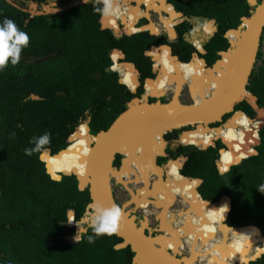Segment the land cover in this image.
Listing matches in <instances>:
<instances>
[{"label": "trees", "instance_id": "1", "mask_svg": "<svg viewBox=\"0 0 264 264\" xmlns=\"http://www.w3.org/2000/svg\"><path fill=\"white\" fill-rule=\"evenodd\" d=\"M73 1L76 0H26V5L20 4L19 1L18 4L27 8L29 2L43 6L55 2L69 4ZM169 2L188 19L216 20L218 34L207 46V49L212 52L227 48L228 43L223 37L224 33L238 27L241 24V18L249 17L251 14V7L247 0H169ZM103 8L102 0L101 2L93 0L58 14L30 18L23 9L13 6L7 0H0V24L3 23L4 18L11 19L29 36V44L22 49L19 62L15 66L9 63L4 70L0 71V264H133L134 253L129 247L115 249V246L122 243V239L116 235L101 236L96 238L94 243H88L87 237L93 235L90 228L86 234L82 235L81 241L73 243L76 240L70 239L67 242L69 237L76 235L75 228L68 227V212L70 210L75 212V222L82 220L91 202L89 190L80 191L75 176L64 177L62 181L52 180L46 172L45 163L51 157L47 151L42 157L45 163L40 159L43 150L31 156L25 155V149L34 147L30 140L38 139L45 133L51 134L50 143L45 145L46 149H51L53 154L66 149L69 145L68 138L75 127L87 118H90L93 134L106 130L126 109L127 103L143 93L141 88L137 95L132 94L125 86L118 83L117 74L106 71L112 65L110 52L114 48L122 49L126 55V61L137 65L143 74L142 81L153 76L152 62L144 55V52L149 49L148 54L153 58L160 55L165 61L175 63L173 66L163 65L164 74L166 72L174 74L173 71H176L180 72L177 75L174 74L176 77L193 80L195 78L200 85L205 84L202 78L203 73L195 69H199L197 66L176 64L179 62L172 57L167 47L150 50L152 45L166 44L165 39L155 38L147 32L119 39L112 31L103 30L100 24ZM119 8L120 4H114L112 9L116 14L110 11L109 18L112 17L115 21ZM135 14L136 9L131 7L130 18H134ZM177 16L173 12L170 19L167 18L164 22L172 37L175 36L171 22ZM142 17L144 16L138 15V18ZM118 19L121 20L119 14ZM102 21L106 27L118 32L117 28L112 27L104 16ZM146 29L153 30L150 25ZM121 30L125 33L124 35L131 34L127 26ZM192 30L193 24L190 21L178 27L181 39L175 44V52L184 61L189 60L192 51V46L184 40V35H188ZM112 57L116 64L122 55L115 52ZM164 60L156 57V67L159 68ZM259 60L261 66L252 73L247 90L258 98L259 106L264 108V52L259 54ZM198 61L195 57L192 62ZM184 67H187L192 75L186 69L182 71ZM121 68L124 69L123 66ZM156 73L158 75L159 72ZM206 74L207 72L205 77ZM132 80L136 83L133 78ZM158 83L148 82L146 89ZM161 84L154 89L148 88V93H154L155 96L163 93L160 90ZM133 87L135 88V85ZM162 88L166 90L167 86L162 85ZM200 88L201 86L199 90ZM240 109L251 118L255 116L254 110L247 103L242 104ZM235 116L229 122L243 120L241 114ZM263 124L264 118L255 123L253 128ZM80 127L76 129V132L74 131L75 134L71 138L73 143L68 149L81 145L75 143L83 137ZM213 131L218 133V129ZM245 136H241L239 140L222 138L234 141L232 143L235 145L229 142L224 143L228 150L231 144L233 149L221 152L224 167L221 160L219 167L222 172L235 161L245 159L237 161L236 163L242 162L232 166L227 173L221 174L217 166L220 147H210L207 150L182 147L181 150L186 152L187 161L180 173L184 177L203 180L198 191L206 201H217L223 196L232 198V210L227 221L230 227L256 226L264 232V193L258 191L259 187L264 185V129L259 131L261 143L255 148L258 155L249 157L255 152L254 146L258 144V134L250 133L248 135L250 142L248 143L247 139V144L243 147L242 141ZM182 141L187 145L197 146H199L197 143L192 142H198L203 146L212 145L214 142L207 144L211 142L208 130L185 133ZM87 146H89L88 141L80 147ZM142 146H144L142 143L132 146L136 149V155ZM155 148L148 152L153 163L156 157ZM74 151L63 153L59 157L76 154L78 150ZM147 151L148 148L145 146L139 151L141 159L146 164L145 170L161 178L165 175L173 184L166 183L167 186L159 187L160 199L166 201L167 198L174 197L175 191L174 200L178 194L181 195L182 191H190L194 194L193 207L185 216L188 227L195 205L201 204L200 196L193 188L196 182L186 184V179H182L178 186L177 179L183 177L176 171L161 175L148 159ZM183 159L169 164L182 166ZM55 163L56 159L52 163L54 169H56ZM58 167L59 171L63 172L59 163ZM136 167L141 177L144 175L152 177L144 170L140 158L136 161ZM171 168L177 167L172 165ZM50 171L55 172L53 169ZM136 173L138 172L132 169L130 175ZM59 175L62 174L55 173L52 176L59 178ZM152 197L155 199L156 193L150 196ZM144 202L146 205L161 204L146 199ZM222 202L219 201L209 207L214 212H218L223 207L226 212L228 205L225 202L221 207ZM200 212V208L196 209L192 225L188 229L186 227L188 232L191 230L198 235L194 239L195 243L200 237L210 236L217 229H225L215 225L211 231L210 227L217 220L210 214L202 215ZM206 212L209 210L202 213ZM218 215L223 220V212L220 211ZM198 221L202 223L205 230L209 231H204V236L194 226V223ZM247 230L252 234L254 247H250L251 244L233 246L232 257L238 260L248 258L249 247L255 255L264 252V247L258 245L259 240L262 239L259 232L254 228H247ZM243 232L249 235L248 232L244 230ZM227 233L229 247L234 243L232 233L237 239L238 236L233 231ZM239 235L241 239L238 244H242L246 238L241 233ZM256 247L260 249V252L256 251ZM226 252L228 255V249ZM228 258L230 260V257ZM230 264H232L231 261ZM250 264H264V255Z\"/></svg>", "mask_w": 264, "mask_h": 264}, {"label": "water", "instance_id": "2", "mask_svg": "<svg viewBox=\"0 0 264 264\" xmlns=\"http://www.w3.org/2000/svg\"><path fill=\"white\" fill-rule=\"evenodd\" d=\"M7 1L13 6L20 8L12 0ZM90 1L92 0H88V2ZM122 1L123 0H117L116 2ZM130 1L132 3L138 4L137 0ZM157 1L160 4L167 3V0ZM83 3V0H80L77 3L58 10L53 9L52 6H54L55 4H52V6L45 7L44 12L34 11L36 9V6L33 4L32 8L34 10L32 11V15L45 16L49 14H56L61 11L71 9L75 5ZM248 3L251 7H255V10L249 17H243L241 19L242 23L239 27H237L236 29H231L226 33L227 36L233 35V37L236 39V41L233 42V49L229 53H222L223 60H220L217 64H215L213 68L207 69L206 77L208 78V80L205 84H201L200 97L202 98V101L198 105L195 104L185 106L182 105L178 100L176 102L174 98V100L169 105L173 104L174 102H176V104L173 108H170L169 105H164L159 101L154 104H150L147 100L145 102H142L140 98H134L129 103L128 109L117 118V120L111 125L109 129H107L106 131H100L95 136L89 134V136L91 137L90 151L87 153V155H84L80 159V163H85V170L83 174L80 175L74 170L72 173H63L62 175H59V178H54L49 173L48 164L45 163L46 172L52 178V180L62 181L64 177L75 176L78 181L79 190H89L91 202L88 204L86 211H91L92 206L95 204H101L106 209H111L114 206H119L121 208L122 217L119 225V231L115 235L122 239V243L115 246V249L121 250L129 247L134 253L133 264H190L189 261H191V257L180 258L178 254L173 255V251L171 253L169 250H165L161 246V244H159V247L154 245L153 240L161 238L162 235L153 236L151 232L147 234L146 230L149 228L147 220L144 219L143 221H140V225H138L136 223L137 217L132 214L131 211L129 212L128 210H126L125 205L120 206L119 204H117L113 195L111 179L116 178L119 183L124 186L126 185L125 181L123 179H118L117 176L123 167L118 170L112 166V162L115 159V156L120 153L119 149H121L124 145L136 146L142 143L149 149H153L156 146V148L158 147L160 149L161 154H163L165 147V134L187 127H196L197 129L201 127L210 130L209 126L211 124L221 122L223 116L233 112L235 110V107L244 100H247V102L252 106L253 110L257 113L256 119L258 120V122L260 121L259 116L261 112L264 111V108L258 105V98L250 93L247 90V87L249 85L250 77L254 69V64L256 61L257 52L260 47L261 38L264 34V0H262L260 4H257V0H248ZM174 12L176 13L175 10ZM176 14H178L180 17L183 16L182 13ZM103 28L107 29L109 27H106L103 24ZM152 33L154 34V31H152ZM115 34L119 37V34L116 31ZM166 47L171 51L170 47ZM125 65H128L133 69L136 74V84L139 85V81L137 79L138 72H136V68L130 63H125ZM106 71L110 72V69H107ZM148 81L154 82L153 79H148L147 83ZM120 82L122 83V80ZM172 85H177V83L173 82ZM208 86H213V90L210 89L211 95L209 98L203 95L204 88H207ZM191 91L194 95L192 86ZM152 95L155 96L154 93H152ZM155 97L158 98L159 96ZM239 113L243 114V112H238L237 114ZM248 119H250L252 123H255V120H252L249 117ZM227 123H229V121ZM262 129H264V125L260 126V128L258 129V135L259 131ZM159 139L162 143L161 145H158ZM260 143L261 141L259 139L258 145H260ZM212 145H214V143ZM68 148L59 151L55 155L51 154L50 149H47V152L52 157L65 152L66 150H68ZM198 149L207 150L208 147L201 148L198 146ZM220 152H222V150ZM43 154L41 155V161H43ZM255 155H258L257 151H255V153L249 157ZM109 160L111 161L112 167L111 170L107 173L106 168ZM220 160L221 158L217 161L218 169L221 174H225L230 170L232 166L240 164L244 159L239 163L231 165L229 169L224 172L220 170ZM157 169L163 170L162 168ZM184 178L198 182V188L196 190L200 195L198 189L203 184V180L192 177ZM130 192L132 193L131 195L133 200L134 192ZM173 201L174 198L172 197V199L169 201V205ZM219 201H227L229 205L224 226L232 230L254 228L259 232L262 238L259 241L264 244V232H262L260 228L256 226L232 228L227 224L229 215L232 210L233 201L231 197L223 196L217 201L205 200V202L211 206L215 205ZM135 204L137 206V203ZM155 206L157 207V205ZM167 206L168 205L162 206V209H166ZM68 218L69 220L72 219V221H75V212L73 210H70L68 212ZM82 224L83 223H80V225ZM83 225H85V223ZM68 227L75 228L77 234L78 228L76 226L68 223ZM80 228L86 229V231L81 234V238L78 240V242L81 241L82 235L86 234L90 229L87 223L86 227L80 226ZM176 233L177 231L174 230L171 232V235L173 237H176ZM75 236L69 237V241L70 238L75 239ZM75 242L76 241H74L73 243ZM253 245L254 244H251L250 247H253ZM250 247L248 249L251 250ZM262 255H264V252L258 255H253L252 257L248 256L245 261L237 262L236 264H250L252 261H256L258 258L262 257Z\"/></svg>", "mask_w": 264, "mask_h": 264}, {"label": "flooded vegetation", "instance_id": "3", "mask_svg": "<svg viewBox=\"0 0 264 264\" xmlns=\"http://www.w3.org/2000/svg\"><path fill=\"white\" fill-rule=\"evenodd\" d=\"M14 3H16L19 7H20V9H23L26 13H28L29 15H30V18H33V17H36V16H33L32 15V11L34 10L33 8H32V5L34 4L35 6H36V9L34 10V11H36V12H44V8L45 7H47V6H52V4H55L54 6H52V8L53 9H55V10H58V9H62V8H64V7H66V6H69V5H72V4H74V3H77L76 1H73V2H70L69 4H60L59 2H55V3H50V4H47V5H43V6H40L38 3H35V2H29L28 3V7L27 8H23L20 4H24V5H26V0H18L19 2H20V4H18V1H14V0H12ZM93 1V0H92ZM248 1V0H247ZM261 1L262 0H257V4H260L261 3ZM91 2V1H90ZM89 3V2H88ZM119 3H122V2H119ZM84 4H87V3H83V4H78V5H75L73 8H75V7H77V6H81V5H84ZM165 5H171L172 6V8L176 11V13H182V12H179V11H177L176 10V8H175V6H174V4H172V3H170L169 2V0H167V3L165 4ZM132 6H135V9H136V16L137 15H139V14H141L142 16H144L143 15V13L145 12L147 15H149L148 17H146V16H144V17H142V18H140L139 20H137L136 22H135V26H136V28L138 29V32H136V33H133V34H127V35H124L125 33H123V31L121 30V28H123L124 26L122 25V23H121V21L122 20H124V18L125 19H130V16H131V6H130V11H129V9H127L125 12H126V15L125 16H122V14H121V12H122V10H123V6H122V4H120V11H119V15H120V18H121V20L120 21H118V25L117 26H112L110 23V25L112 26V27H115V28H117V30H118V34H119V37L115 34V31H114V29H111V28H107V29H104L103 28V21H102V19H103V16H104V13H102V16H101V18H100V24H101V28L103 29V30H110V31H112L113 32V34L117 37V38H119V39H121L122 37H124V36H133V35H136V34H140V33H145V32H147V33H149L151 36H153V37H155V38H160V39H162L163 38V40L165 39L166 41H167V43L166 44H160V45H152L151 47H150V50L152 49V48H162V47H166V46H168V47H170L171 48V55H172V57H174L180 64H190L193 60H194V58L196 57L197 58V60H201V61H203V65L204 66H202V65H200L199 64V61L198 62H196L197 64H198V68L202 71V72H204V71H207V69H211V68H213L214 67V65L215 64H217L220 60H223V56H222V53H229L230 51H232V49H233V40L234 41H236V39L234 38V37H232L231 35H228L227 36V32L229 31H226L225 33H224V35H223V37L227 40V43H228V46H227V48H225V49H218V50H215V51H210V50H208L207 49V46H208V43L216 36V34H218V31H219V29H218V26H217V23H216V20H203V21H201L200 19H197V18H191V19H188L187 17H186V15H184V13H182L183 14V16L182 17H180L178 14V16L173 20V22H174V30H175V37H172V35H171V33L166 29V27H165V21H166V19L169 17V19H170V15L174 12V10L169 14L168 13V10H165V9H167L166 7H161V4L159 3V2H156V5L155 6H153V5H150V6H147V5H145V4H142L140 7H137V3H132ZM159 7H161V8H159ZM251 7V6H250ZM73 8H71V9H73ZM150 9H153V10H150ZM68 10H70V9H68ZM255 10V7H251V13L253 12ZM65 11H67V10H65ZM157 11H159L162 15H160V13H158ZM61 12H64V11H61ZM61 12H59V13H61ZM151 13H155L156 14V16H158V18H159V20L162 22L161 24H162V29L160 30V28H159V31L157 32L156 31V29H158V26L156 25V24H154V23H152L151 21H150V15H151ZM56 14H58V13H56ZM49 15H51V14H49ZM251 15V14H250ZM46 16V15H45ZM162 16V17H161ZM180 18V19H179ZM106 19V18H105ZM179 19V21H178V23H176V21ZM242 19V18H241ZM107 20V19H106ZM119 20V19H118ZM165 20V21H164ZM108 21V20H107ZM129 21V20H128ZM186 21H190L192 24H193V30H192V32L191 33H189L188 35H184V40L186 41V42H188L189 44H191V46H192V51H191V57L189 58V60H187V61H184L181 57H180V55H178L176 52H175V48H176V46H175V44L177 43V42H179V40L181 39V37H180V35H179V31H178V27L182 24V23H184V22H186ZM176 23V24H175ZM242 23V22H241ZM209 24H211L212 26L210 27V26H207V25H209ZM150 25V27L153 29L152 31H154V32H156V33H152V31L150 30V29H145V30H140L139 31V29L140 28H144V27H147V26H149ZM241 25V24H240ZM240 25H238V27L240 26ZM125 26H127L128 27V29H129V26L128 25H125ZM237 28V27H236ZM236 28H234V29H236ZM231 30V29H230ZM129 31H130V29H129ZM263 47H264V34H263V36H262V38H261V42H260V47H259V50H258V52H257V56H256V61H255V64H254V69H253V72L254 71H256L257 70V68H259L260 66H261V62H260V60H259V54L260 53H262V52H264L263 51ZM115 52H117V53H121V55H122V57L118 60V62L116 63V64H114L115 63V61L113 60V54L115 53ZM148 52H149V49L148 50H146L145 52H144V55L146 56V57H148L149 59H150V61L152 62V66H151V71H152V77H150V78H145L143 81H142V71L137 67V65L135 64V63H133V62H127L126 61V55H125V53L123 52V50L122 49H120V48H114L113 50H111V52H110V59H111V61H112V65L109 67V68H107V69H110V72H112V73H115V74H117L118 75V83L120 84V85H123V86H125L132 94H134V95H137L138 94V92H139V90L142 88L143 89V93L139 96V97H134V98H140L141 100H142V102H145L146 100L148 101V103H150V104H154V103H156V102H161L162 104H164V105H169L173 100H174V98H175V96H176V90H177V85H172L173 84V82H176L177 84H180V83H185L184 85H183V87H182V89H181V91H180V93H179V96H178V101L182 104V105H185V106H190V105H193L194 103H195V101H194V95L192 94V91H191V86L193 87V89H194V84L192 83V80L189 78L188 80H186V81H179L178 79H175V78H173L172 76H168V77H164L165 76V74H164V71H163V63L164 62H166L160 55H158V56H155L154 58L151 56V55H149L148 54ZM156 57H159L160 59H162V60H164V61H162L161 63H160V65H159V68H157L156 67V62H155V58ZM125 63H130V64H132L135 68H136V72H138L137 73V79H138V81H139V85H137L136 83H134L133 82V80H132V78H136V74H135V72H132V71H129V70H124V69H122L125 73H126V75H127V77H129V79H130V82L129 83H124L123 82V77L121 76V74L119 73V71H117V67L119 66L120 68H121V66L120 65H125ZM168 63H172V62H169L168 61ZM179 63H176V64H179ZM118 64H120V65H118ZM173 65H175V63H172ZM117 65V66H116ZM192 66V65H191ZM114 68H116V70L114 69ZM106 69V70H107ZM159 72L158 73V75H157V73L156 72ZM252 72V73H253ZM252 75V74H251ZM164 78V82L162 81V84H161V86L162 85H166L167 86V88H166V90L164 91V94L162 93V95L161 96H159L158 98L157 97H155V96H153L152 95V93H148V91H147V89H146V87H147V80L148 79H153V80H155L156 82L155 83H158V82H160L162 79ZM202 78H203V74H202ZM206 78V77H205ZM251 78V77H250ZM122 80V83L120 82ZM205 82V81H204ZM250 82V81H249ZM136 84L137 86H136V88H135V90L134 89H131L130 88V86H129V84ZM151 83H154V82H151ZM197 83H199V81L197 80ZM211 83H213V82H211ZM160 86V87H161ZM199 86H200V84H199ZM249 86V85H248ZM209 87V86H208ZM210 89H212L213 90V86L212 87H209ZM248 88V87H247ZM204 90H205V88H204ZM251 93V92H250ZM200 94H198L197 95V99L199 100V103L202 101V99H201V95L199 96ZM210 92H208L207 94H205V96L207 97V98H209L210 97ZM148 97V98H147ZM134 98H132L128 103H127V107H126V109L124 110V111H126L127 109H128V106H129V103L134 99ZM244 103H247L248 105H250L248 102H247V100H244V101H242L241 103H239V105H237L236 107H235V110L233 111V112H231V113H228V114H226L225 116H223V119H222V121L221 122H217V123H214V124H211L210 126H209V128L210 129H212V130H214V129H216V128H219L218 129V134L221 132V128H224L223 126H224V124H226L227 122H228V118H233L238 112H243V114L244 115H246L247 117H249V118H251L246 112H244L242 109H240V107L242 106V104H244ZM259 105V104H258ZM251 106V105H250ZM252 107V106H251ZM253 109V108H252ZM123 111V112H124ZM123 112H121L115 119H114V121L112 122V124L117 120V118L123 113ZM255 112V111H254ZM256 118H257V113L255 112V116L254 117H252L251 119L252 120H255V123L257 122V120H256ZM90 118H87V120H85V121H83V122H81L79 125H77L76 127H75V129H74V131L76 132V129H78L80 126H82L83 124H86L87 126H88V128L87 129H89V134L90 135H92V136H95V135H97L98 133H96V134H93L92 132H91V127H90ZM111 124V125H112ZM111 125L107 128V129H109L110 127H111ZM221 127V128H220ZM106 129V130H107ZM106 130H101V131H106ZM195 130H197V128L196 127H187V128H184V129H181V130H174V131H172V132H169V133H167V134H165L164 135V141H165V147H164V151H163V154H161V151H160V149L157 147V148H155L154 149V152L156 153V157H155V159H154V165H155V167L156 168H162L163 169V171H167L168 169H170V167L172 166V165H178V164H169V163H171V162H173V161H178L179 159H182V158H184L183 159V164H182V166L183 167H181L180 165V169H179V173L181 172V170L184 168V166H185V163H186V161H187V155H186V152L185 151H183V150H181V148L182 147H187V148H189V147H197L198 148V146L197 145H187V144H185L183 141H182V138H183V136L185 135V133H187V132H191V131H195ZM248 130V127H246V131ZM72 132V134L69 136V138H68V143H69V145L67 146V148L73 143V141L71 140L70 141V139L72 138V136L75 134V132ZM246 131H245V133L244 134H242V135H246ZM83 133V132H82ZM259 139H260V137H259ZM84 140V133H83V137H82V139L81 140H79V141H77V142H82ZM192 143H197V142H192ZM214 145H209L208 146V148H210V147H213V148H217V147H220L219 148V155H220V157H219V159L221 158V150H228V148L225 146V144H224V141H223V139L222 138H217V139H215L214 140ZM248 143H249V141H248ZM160 144H162L161 142H160V139L158 140V145H160ZM249 145V144H248ZM258 145H256V146H254V149L257 147ZM156 147V146H155ZM230 147V146H229ZM255 151H256V149H255ZM50 152H51V154L52 155H55V154H53L52 153V151H51V149H50ZM44 153V152H43ZM42 153V154H43ZM57 154V153H56ZM127 157V158H126ZM139 158H140V155H136V160H135V162L136 161H138L139 160ZM41 159V158H40ZM129 160H130V157H129V155H125V154H122V153H118L116 156H115V159L113 160V162H112V166L114 167V168H116V169H121L122 167H124L125 166V164H127L128 162H129ZM43 162V161H42ZM43 163H45V162H43ZM130 163V162H129ZM45 166H46V164H45ZM132 168L134 169V170H136L138 173H136V174H132L131 175V179L133 180V182L135 183V184H137L136 182H135V180L137 179L136 177L138 176L139 178L141 177V174H140V172L138 171V169H137V167H136V165L134 164H132ZM122 170H123V168H122ZM120 172H124V171H120ZM180 175H182L181 173H180ZM182 177H184L183 175H182ZM130 178L128 177V176H124L123 177V180L125 181H128V180H130ZM142 178V177H141ZM158 178V179H157ZM166 176L164 175V177H163V179L162 180H166ZM186 178H188V177H186ZM188 180V179H187ZM115 181H117V179L116 178H113V180H112V184H113V182H115ZM125 181V182H126ZM160 181V178H159V176L158 175H152V177L150 178V189H153V185L156 183V182H159ZM193 180H188V182L189 183H191ZM134 183H130V184H134ZM139 185H140V187H144L145 186V183L144 182H142V183H139ZM165 186H167V184L166 183H164V184H160L159 185V187H165ZM178 186H179V184H178ZM127 192L129 193V201L131 202L132 201V195L130 194V192L127 190ZM136 192L137 191H135L134 193L136 194ZM159 194V193H158ZM113 195H114V198H115V200H116V202H117V204H119V202H118V200H117V197H116V193H115V190H113ZM181 197V198H180ZM151 201H153V197L152 198H149ZM172 199V198H171ZM166 202L168 203V200H166ZM181 203H185L186 204V202H185V200L183 199V197L180 195V194H178L177 196H176V199L174 200V202H173V204L169 207V209L171 210V212H172V210H173V208L177 205V204H181ZM134 208H137V206H136V204L135 203H132L131 204ZM121 206V205H120ZM149 208L150 209H157L156 208V206L155 205H153L152 203H150L149 205H148V208H146V209H142V208H137V209H139V210H146L145 212H150L149 211ZM188 208V205L186 204V207H185V209H184V211L186 210ZM162 209V208H161ZM161 209H157L158 210V212H157V214L156 215H153V217L155 218V219H157V221H155L156 223H155V226H154V223L153 222H149L148 223V225H149V228L146 230V233L147 234H149L150 233V229H152V231H154V233H152V235L153 236H156V235H162V234H165L166 232H164V231H161V221L158 219V216L161 214V212H162V210ZM179 212H181V211H179ZM179 212H177L176 214H175V220H177V223H178V225H177V223H174V222H172V224H173V226H175L174 228H181V226H183V224L182 225H179V224H181L180 223V221H181V217L178 215V213ZM180 220V221H179ZM139 221V220H138ZM203 233H204V231H203ZM204 235V234H203ZM194 239V238H193ZM186 240L187 239H182V241H183V243H184V246L182 247L183 249L185 248V244H186ZM194 241V240H193ZM181 247H180V250H183ZM168 250L172 253V249H170V248H168Z\"/></svg>", "mask_w": 264, "mask_h": 264}, {"label": "bare ground", "instance_id": "4", "mask_svg": "<svg viewBox=\"0 0 264 264\" xmlns=\"http://www.w3.org/2000/svg\"><path fill=\"white\" fill-rule=\"evenodd\" d=\"M117 0H112V6L114 5V4H122V6H123V10H122V12H121V14H122V16H125L126 15V10L127 9H129V11H130V6L131 7H133V8H135V6H132V2L130 1V0H123L122 1V3H119V2H116ZM161 1V0H160ZM137 2H138V4H137V7H140L142 4H145V5H147V6H150V5H153V6H155L156 5V2H158L157 0H137ZM166 7L167 9H165V10H168V13L170 14L172 11H173V9H172V7L170 6V5H165V3H162L161 4V7ZM161 7H159V8H161ZM112 13H115L114 11H113V9H112V7H111V10H110ZM119 11H120V8H119ZM116 14V13H115ZM118 14H119V12H118ZM118 14H117V17H116V19H115V21L113 20V18L112 17H110L109 18V16H108V14L107 15H105L104 14V17L108 20V22L112 25V26H117L118 25V21H120V20H118ZM143 15L144 16H146V17H148L149 15H147L145 12L143 13ZM140 18H138V15L136 16L135 15V17L134 18H130V19H124V20H122L121 21V23H122V25L123 26H125V25H128L129 26V29H130V32H131V34H133V33H136V32H138V29L136 28V26H135V22L137 21V20H139ZM128 20H131L132 22H134V23H131L130 21H128ZM167 20V19H166ZM165 21V20H164ZM165 25V24H164ZM171 25H172V30H173V32H174V22H171ZM145 29H146V27H144ZM144 28H141L140 30H144ZM232 37H233V35H232ZM233 42H234V40H233ZM165 64H168V65H172L173 66V64L172 63H168V61H166V62H164L163 63V65H165ZM180 64V63H179ZM183 64V63H182ZM190 64H193V65H195V66H197L198 67V64L196 63V62H191ZM190 64H188V65H190ZM199 64L200 65H202V66H204L203 65V61H199ZM118 65H120V64H118ZM185 65V64H184ZM187 65V64H186ZM117 66V65H116ZM120 66H123L124 67V69H126V70H129V71H132V72H134L133 71V69L131 68V67H129L128 65H120ZM193 67V66H192ZM195 68V67H194ZM115 70H116V68H114ZM163 69V68H162ZM184 69H186L187 70V72L189 73V74H191L190 72H189V70H188V68L187 67H184L183 69H182V71L184 70ZM199 73H203V77H204V81H205V83L207 82V80H208V78L206 77L205 78V73L207 72V71H204V72H202L200 69H197V68H195ZM117 71H119V73L121 74V76L123 77V82L124 83H129L130 82V79H129V77H127V75H126V73L122 70V68H120L119 66L117 67ZM163 71H164V69H163ZM181 71V72H182ZM167 75H169V76H172L173 78H175V79H178L179 81H186V80H188L189 78H187V79H181V78H179V77H176L174 74H172V73H170V72H166L165 73V76H167ZM192 75V74H191ZM164 76V77H165ZM135 81H136V79L135 78H133ZM191 79V78H190ZM192 80V83L194 84V89H193V87H192V89H193V93H194V101H195V103L193 104V105H195V104H199V100L197 99V95L198 94H200V90H199V87L201 86H199V84H200V82L199 83H197V80L195 81V78H194V80L193 79H191ZM162 81L164 82V78L158 83V85L160 84V83H162ZM149 83H151L150 81H148ZM156 81L154 80V83H155ZM185 83H180V84H177V94H176V96H175V101L177 102V100H178V96H179V93H180V91H181V89H182V87H183V85H184ZM133 85H135V88H136V84H133ZM133 85H132V83L131 84H129V86H130V88L131 89H134L135 90V88L133 87ZM158 85H156V86H149L148 88H152V89H154V88H156ZM148 88H147V90H148ZM160 89L164 92L165 90L162 88V86L160 87ZM208 92H210V88L209 87H207V88H205V90H204V92H203V95H205V94H207ZM160 95V94H159ZM159 95H157V96H159ZM200 96V95H199ZM148 98V97H147ZM202 99V98H201ZM176 102H174L173 104H171V105H169V107L170 108H173L174 106H175V104H176ZM240 114V113H239ZM238 115V114H237ZM241 116L243 117V120H240V121H238V122H235V123H226L227 125L225 126V128H221V132L218 134V133H215L212 129H206V128H202V129H199V128H201V127H199L198 129H197V131L198 130H208V133H209V140L211 141V142H208L207 144L209 145V144H211L215 139H217V138H234L235 140H238V138L239 137H241V136H243L242 134H244L245 133V131H246V127H248L249 126V129L248 130H250V129H252V130H258L260 127H258V128H253V125L255 124V123H252L251 121H250V119H248V117L246 116V115H243V114H241ZM264 118V111H262L261 112V114H260V116H259V120L261 121L262 119ZM264 125V124H263ZM262 126V125H261ZM217 129H219V128H216V129H214V130H217ZM246 131V136H245V139L242 141L243 142V147L247 144V139H248V135L250 134V133H252V134H254V135H257L258 134V131H256V132H250V131ZM80 131L81 132H83L84 133V140L80 143V142H75V143H80L81 145L83 144V143H85V142H87L88 141V145L89 146H87V147H73V148H71V149H68V150H66L65 152H63V153H67V152H75L74 150H78L77 151V153L76 154H70V155H67V156H61V157H59L61 154H63V153H61V154H59V155H57V156H52V157H49L48 158V160H47V164H48V169H49V173L51 174V175H53V174H55V173H61V174H63V173H72L74 170H75V172H77L78 174H80V173H84V170H85V163H80V159L84 156V155H87V153L90 151V139H91V137L89 136V129H87V126H83L81 129H80ZM188 133V132H187ZM258 138H259V135H258ZM257 138V139H258ZM80 140V139H79ZM223 141H224V143L225 144H228L227 142H229V143H232V142H234V141H231V140H224L223 139ZM242 142H240V143H238V142H235V143H237V144H241ZM74 143V144H75ZM197 144L202 148H207L208 146H203V145H201L200 143H198L197 142ZM233 144V143H232ZM231 144V145H232ZM161 145V144H160ZM230 145V149H233V147ZM234 145V144H233ZM235 146V145H234ZM144 146H142L140 149H139V151L143 148ZM149 148H148V151H147V154H148V152H149ZM139 151H138V154H139ZM119 152L120 153H122V154H125L126 156L127 155H129V157H130V160H129V162L127 163V164H125V166L123 167V171H124V173H119L117 176H118V179H120V180H122L123 179V177L124 176H128L129 178L131 177V175H130V173H131V171H132V164L134 165H136V162H135V160H136V149L134 148V147H132V145H124L121 149H119ZM255 153V152H254ZM253 153V154H254ZM140 155V154H139ZM59 157V158H58ZM224 157V156H223ZM127 158V157H126ZM56 159V163H55V165H56V169H54L53 167H52V163H53V161ZM148 159L151 161V163H153V161L151 160V158H150V156H149V154H148ZM57 160H58V162H57ZM140 160H141V162H142V164H143V166H144V170H145V168H146V164L143 162V160L141 159V157H140ZM239 160H242V159H239ZM239 160H237V161H239ZM237 161H235L234 163H232L231 165H233V164H235ZM58 163L62 166V169H63V172H61V171H59V167H58ZM221 163H222V165H223V161H222V154H221ZM154 164V163H153ZM178 169H180L181 167L179 166V165H175ZM111 161L109 160V162H108V164H107V173L111 170ZM115 167V166H114ZM223 167H224V165H223ZM177 168H171V169H168L166 172L165 171H163V170H159V172L161 173V175H164L165 173H167V172H169V171H176L179 175H180V173H179V170L177 169ZM50 169H53L55 172L54 173H52L51 171H50ZM225 169V168H224ZM229 169V167L227 168V169H225L226 171ZM119 170V169H118ZM146 171V170H145ZM147 172V171H146ZM148 174H150L151 176L152 175H154V174H152V173H150V172H147ZM127 174H129V175H127ZM81 175V174H80ZM181 176V175H180ZM164 177V176H163ZM163 177L161 178L160 176H159V178H160V181L159 182H156V184H155V189L153 188V189H150V177H149V175H144V176H142V178L140 177H136L137 179L135 180V182L137 183V184H139V183H142V182H144L145 183V186L144 187H141V188H139V190H137V192H136V194L134 193L133 194V200L130 202V204H132V203H137V208H143L146 204H145V202H144V199H146V200H150L149 198H148V195L152 192V193H156V196H157V194H158V190H159V185L160 184H163V183H169V184H171V185H173L172 183H170L168 180H167V178H166V180H162L163 179ZM182 177V176H181ZM158 179V178H157ZM182 179H185L184 177L183 178H178L177 179V183L179 184V181L180 180H182ZM126 181V180H125ZM187 182H188V180L186 179V184H187ZM192 182H196L195 184H193V188H195V190L198 188V182L197 181H192ZM128 183L130 184V183H134L133 182V180L130 178V180H128V181H126L125 182V185L128 187ZM177 185V184H176ZM188 192H190V191H188ZM196 193L198 194V192H197V190H196ZM175 194H176V191H175ZM175 194H174V197L173 198H175ZM181 196L183 197V199L185 200V202H186V204L188 205V208L185 210V211H181V212H179L178 213V215L181 217V221H180V223L181 224H179V225H182L183 224V226H181V228H174L175 226H173V224H172V222H174V223H177V220H175V213H173V212H171V210L169 209V207L172 205V204H170L169 205V203H167L164 199H153V202H156V203H161L160 205H158L157 204V207L158 208H162V206H164V205H168L167 207H166V209H161L162 210V212H161V214L159 215V220L161 221V231H163V230H166V231H164V232H166L165 234H162V236H161V238H157L156 240H153V242H154V245H156L157 247H159V244H161V246L165 249V250H168V248H170V249H172V251L174 252L173 253V255H177V254H179V253H181L182 252V250H180V247L182 248L183 246H184V243H183V241H182V239H187L186 240V243H189V245H190V252H191V254H192V256H190L191 257V261H189V263L190 264H196V262L199 260L198 258H205V257H207V263L206 264H230V261L232 262V264H236L237 262H239V260L237 259V258H233L232 257V249H233V246H235V245H250V244H254V241H253V238H252V234H251V232H249V230H247V229H242V230H232V229H229V228H227L226 226H224V222H225V219H226V215H227V213H228V209H229V205H228V202L227 201H223L222 202V204H221V207H222V205L226 202L227 203V205H228V207H227V211L225 212V209L222 207V208H220L219 210H218V212H214V211H212L211 209H210V207H209V205L205 202V200L204 199H202L201 198V196H200V199H201V204H199L200 205V207H201V209H203L204 211H208L209 210V212H206V213H202V211L200 212V214H202V215H205V214H210L212 217H214L217 221L211 226V228H210V230L212 231V228L215 226V225H219V226H221V227H223V228H225V229H217L215 232H213L210 236H208L209 238H205V237H207V235H203L204 236V238L203 237H200L199 239H197V241H196V244H194V242H193V238H195V237H197L198 235H196L195 233H193V232H186V227H187V224H186V220H185V216L187 215V214H189L190 213V211H191V209H192V207H193V203H192V199H194V197H193V195H189V194H187V193H184V192H182L181 193ZM181 198V197H180ZM151 201V200H150ZM130 204H128V205H130ZM128 205H125V208L126 207H128ZM220 211H222L223 212V220L221 219V217H220V215H218V213L220 212ZM196 213V205H195V208H194V210L192 211V213H191V216H190V223H189V225H192V223H193V216H194V214ZM73 222H75V221H73ZM72 225H74V226H76L77 227V225L75 224V223H72ZM177 225H178V223H177ZM79 226H81L80 224H79ZM194 226L197 228V230L199 231V232H201L202 233V231L203 230H205L203 227H202V223L199 221V224H196V223H194ZM176 230L177 231V233H176V237H173L172 235H171V232L172 231H174V230ZM243 230L244 231H246V232H248L249 233V235L248 234H246L245 232H243ZM208 231V230H207ZM228 231H230L231 233H232V231L234 232V233H236L237 234V236H238V239L236 238V236L232 233V235H233V237H234V243L233 244H231L229 247L227 246L228 245ZM209 232V231H208ZM219 233H221L220 235L222 236V237H220V238H218V234ZM239 233H241L242 235H244V237L246 238V240H245V242L244 243H242V244H238L239 243V240L241 239V236L239 235ZM253 247H254V245H253ZM183 249V248H182ZM228 249V255H227V252H226V250ZM256 249V251L257 252H260V249L258 248V247H256L255 248ZM228 257H230V260H229V258ZM186 258H188V257H186ZM185 260H187V259H185ZM245 261V260H244ZM200 263V262H199ZM203 264V263H202Z\"/></svg>", "mask_w": 264, "mask_h": 264}, {"label": "clouds", "instance_id": "5", "mask_svg": "<svg viewBox=\"0 0 264 264\" xmlns=\"http://www.w3.org/2000/svg\"><path fill=\"white\" fill-rule=\"evenodd\" d=\"M87 3L88 0H83ZM101 2V0H98ZM104 5L103 13L107 15L112 7V0H102ZM29 44V36L27 33L21 31L16 25L15 21L4 18L3 23L0 24V71L4 70L9 63L15 66L20 58L21 51ZM50 133H45L40 138H32L30 143L34 144L33 148L25 149V155L31 156L33 153H40L48 151L45 145L50 143ZM259 192L264 193V185L258 189ZM122 217V210L119 206H114L111 209H106L101 204L92 206L91 211H86L84 217L80 222H73L69 220V224L75 223L78 232L75 236L76 242L81 238V234L86 229H81L80 223H87L92 229L93 235L87 237L88 243H94L96 238L101 236H112L118 233L119 225Z\"/></svg>", "mask_w": 264, "mask_h": 264}, {"label": "rangeland", "instance_id": "6", "mask_svg": "<svg viewBox=\"0 0 264 264\" xmlns=\"http://www.w3.org/2000/svg\"><path fill=\"white\" fill-rule=\"evenodd\" d=\"M80 0H76V2H79ZM150 10H153V9H150ZM158 13H160L159 11H157ZM160 15H162L161 13H160ZM162 17V16H161ZM169 18V17H168ZM125 19V18H124ZM150 21L152 22V23H154V24H156L157 26H158V29H156V31L158 32L159 31V28H160V30L162 29V22L159 20V18H158V16H156V14L155 13H151V15H150ZM263 51H264V47H263ZM174 72V74L175 75H177V74H179L180 72H176V71H173ZM203 79H204V77H203ZM161 90V89H160ZM163 94H164V92H163ZM162 95V93L159 95V96H161ZM237 116V115H236ZM235 116V117H236ZM234 118V117H233ZM233 118L231 117V118H228L227 120L228 121H231V120H233ZM257 120V119H256ZM257 122H258V120H257ZM256 122V123H257ZM230 124H231V122H229ZM228 124V123H227ZM227 124H224V128H225V126L227 125ZM87 126L86 124H83L81 127H80V129L83 127V126ZM221 128V127H220ZM250 130H252V129H250ZM244 136V135H243ZM240 139V137L238 138V140ZM248 141L250 142V140L248 139ZM258 145V144H257ZM256 146V145H255ZM231 149H229V150H227V151H230ZM255 150V149H254ZM253 155V154H252ZM121 173H124V172H121ZM182 176V175H181ZM112 180H113V178L111 179V183H112ZM164 184V183H163ZM139 188H141L140 187V185L139 184H129L128 183V187L127 186H124V185H122L121 183H119L118 182V180L117 181H115V182H113V184H112V189L113 190H115V193H116V197H117V200H118V202H119V205H128V204H130V201H129V193L127 192V190L130 192V191H132V192H135V191H137V190H139ZM182 192H184V193H187V194H189L190 196L191 195H194V194H192V193H190V192H187V191H182ZM181 192V193H182ZM158 193H159V190H158ZM130 194H132L131 192H130ZM154 193H150L149 195H148V198H150V196H152ZM158 195L159 194H157V196L155 197V199H160L159 197H158ZM192 197V196H191ZM167 200H168V203H169V201L171 200V198H167ZM192 201H193V199H192ZM174 202V201H173ZM173 202L171 203V204H173ZM148 205L149 204H147V205H145L142 209H146V208H148ZM185 207H186V204L185 203H181V204H177L174 208H173V210H172V212L173 213H177V212H179V211H184V209H185ZM158 210L160 209V208H158V207H156ZM198 208H200V210L202 211V212H204V210L203 209H201V207H200V205L199 204H196V209H198ZM155 210V209H150L149 208V211L150 212H145L146 210H139V209H137V208H134L131 204L130 205H128V207H126V210H128L129 212L131 211L132 212V214H134L136 217H137V220H136V223L138 224V225H140V221H143L144 219H146L147 220V222L149 223V222H153L154 223V226H155V221H157V219H155L154 217H153V215H156L157 214V212H158V210ZM158 219H159V216H158ZM139 220V221H138ZM197 223H199V221L197 222ZM196 223V224H197ZM84 224V223H83ZM81 225L82 227H86V223H85V225ZM191 225H189L188 227H190ZM188 227H187V229H188ZM211 228V227H210ZM153 229V228H152ZM152 229H150V232L151 233H154V231H152ZM186 229V232H188L189 230H187ZM154 230V229H153ZM203 231H207V230H203ZM203 231H202V234H204L203 233ZM190 232H191V230H190ZM221 233H219L218 234V238H220V237H222L221 235H220ZM205 238H209L208 236L207 237H205ZM70 239H72V238H70ZM195 239V238H194ZM193 239V240H194ZM69 241V238L67 239V242ZM72 242V241H71ZM194 242V241H193ZM260 243H258V245L259 246H263L264 247V244H262V242L261 241H259ZM194 244H196L195 242H194ZM262 244V245H261ZM253 255H255L254 253H253V251H250L249 252V254H248V256L249 257H252ZM178 256L180 257V258H182V257H190V256H192V254H191V252H190V245H189V243H186L185 244V248L182 250V252L181 253H179L178 254ZM199 260L196 262V264H206L208 261V259H207V257H205V258H198ZM242 261H244V259L242 260H239V262H242ZM200 262V263H199Z\"/></svg>", "mask_w": 264, "mask_h": 264}, {"label": "crops", "instance_id": "7", "mask_svg": "<svg viewBox=\"0 0 264 264\" xmlns=\"http://www.w3.org/2000/svg\"><path fill=\"white\" fill-rule=\"evenodd\" d=\"M245 160V159H244Z\"/></svg>", "mask_w": 264, "mask_h": 264}]
</instances>
